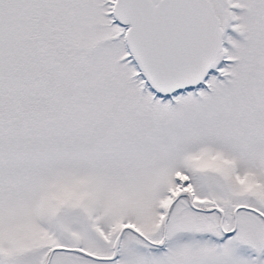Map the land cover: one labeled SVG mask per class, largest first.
<instances>
[{"label": "snow or ice", "instance_id": "1", "mask_svg": "<svg viewBox=\"0 0 264 264\" xmlns=\"http://www.w3.org/2000/svg\"><path fill=\"white\" fill-rule=\"evenodd\" d=\"M0 264H264V0H0Z\"/></svg>", "mask_w": 264, "mask_h": 264}]
</instances>
